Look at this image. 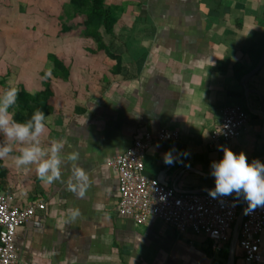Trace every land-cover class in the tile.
<instances>
[{"label":"crops","instance_id":"obj_1","mask_svg":"<svg viewBox=\"0 0 264 264\" xmlns=\"http://www.w3.org/2000/svg\"><path fill=\"white\" fill-rule=\"evenodd\" d=\"M116 4L106 44L119 64L112 58L103 86L61 110L53 93L35 133L0 129V192L45 205L17 230L18 264H227L229 245L213 253L204 237L120 215L118 175L107 163L145 133L173 131L177 141L147 149L148 178L182 194L231 188L238 197L200 193L230 194L240 209L253 201L264 163V0ZM225 106L246 114L245 129L210 144ZM259 249L264 264V232ZM233 264H243L237 247Z\"/></svg>","mask_w":264,"mask_h":264},{"label":"built area","instance_id":"obj_2","mask_svg":"<svg viewBox=\"0 0 264 264\" xmlns=\"http://www.w3.org/2000/svg\"><path fill=\"white\" fill-rule=\"evenodd\" d=\"M246 114L236 106H225L220 120L209 135V143L229 142L245 129ZM176 132L160 130L135 139L123 154L110 159L108 167L118 175L117 211L143 224L155 217L179 234L191 232L209 241L213 253L229 245L240 212L238 201L227 193H177L144 173V156L155 142L177 141ZM253 201L242 208L236 247L243 264L261 262L260 243L264 232V163L252 188ZM11 194L0 192V264H18L15 246L17 230L45 208L43 200L18 205ZM240 209V210H239Z\"/></svg>","mask_w":264,"mask_h":264},{"label":"rangeland","instance_id":"obj_3","mask_svg":"<svg viewBox=\"0 0 264 264\" xmlns=\"http://www.w3.org/2000/svg\"><path fill=\"white\" fill-rule=\"evenodd\" d=\"M105 2L116 8V0ZM85 20L69 0H0L1 126L27 131L10 125L19 85L39 93L49 82L60 110L85 91L103 86L115 64L97 36L95 41L85 35ZM102 39L110 44L109 35L103 33Z\"/></svg>","mask_w":264,"mask_h":264},{"label":"trees","instance_id":"obj_4","mask_svg":"<svg viewBox=\"0 0 264 264\" xmlns=\"http://www.w3.org/2000/svg\"><path fill=\"white\" fill-rule=\"evenodd\" d=\"M69 4L74 8L77 15L85 18L83 22V32L86 36L96 41H100V48L110 58L117 60L118 57L110 52L109 47L103 41V33L110 35L113 32L115 18L113 8L106 4L105 0H69ZM84 21V19H83ZM53 97L50 83L46 82L42 91L37 95H31L19 85L13 97V104L16 107L10 119L11 126L27 127L30 133H35L48 116L47 104ZM0 129L5 130L0 125Z\"/></svg>","mask_w":264,"mask_h":264},{"label":"water","instance_id":"obj_5","mask_svg":"<svg viewBox=\"0 0 264 264\" xmlns=\"http://www.w3.org/2000/svg\"><path fill=\"white\" fill-rule=\"evenodd\" d=\"M264 61V55L259 63V65ZM255 72V69L252 70L250 73H248L245 78H247L248 76H250L251 74H253ZM163 175V174H161ZM161 184H163L164 186H167V184L161 180L160 178L157 179ZM207 191H224L230 194H233L235 196H239L238 193H236L233 189L231 188H227V187H216V188H208V189H202L201 190H193L191 191L192 193H200V192H207ZM243 208V207H242ZM242 208L237 216V219L234 223L233 226V231H232V235H231V239H230V243H229V255H228V259H227V264H233V260H234V251L236 248V242H237V238H238V231H239V225L242 221Z\"/></svg>","mask_w":264,"mask_h":264}]
</instances>
